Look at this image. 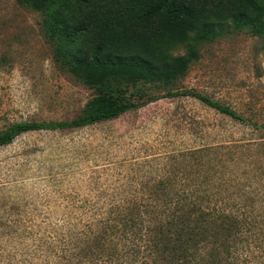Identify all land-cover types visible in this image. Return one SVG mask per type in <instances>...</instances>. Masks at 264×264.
<instances>
[{
  "label": "rangeland",
  "instance_id": "rangeland-1",
  "mask_svg": "<svg viewBox=\"0 0 264 264\" xmlns=\"http://www.w3.org/2000/svg\"><path fill=\"white\" fill-rule=\"evenodd\" d=\"M42 21L41 13L17 0H0V131L15 122L69 120L91 97L55 64ZM179 86L262 123L264 35L226 28L200 47ZM222 143L234 145L230 152L207 151ZM196 163L201 174L217 171L228 179L235 192L245 191L246 179L254 202L247 200L243 209L260 219L264 131L195 99L158 96L113 121L19 136L0 148V264H77L93 210L107 209L116 196L152 190L160 179L186 183Z\"/></svg>",
  "mask_w": 264,
  "mask_h": 264
},
{
  "label": "trees",
  "instance_id": "trees-1",
  "mask_svg": "<svg viewBox=\"0 0 264 264\" xmlns=\"http://www.w3.org/2000/svg\"><path fill=\"white\" fill-rule=\"evenodd\" d=\"M17 1L41 13L55 64L91 97L69 120L10 124L0 131V148L32 132L113 121L158 96L195 99L237 124L264 131V121L179 86L200 47L226 28L264 35V5L257 0ZM179 49L182 55L175 54ZM233 145L207 151L230 152ZM198 168L196 163L186 183L160 179L152 190L116 196L107 209L93 210L83 225L77 264H264V214L257 220L243 209L247 200L254 202L246 191L249 182H241L245 191L235 192L217 171L204 175Z\"/></svg>",
  "mask_w": 264,
  "mask_h": 264
}]
</instances>
